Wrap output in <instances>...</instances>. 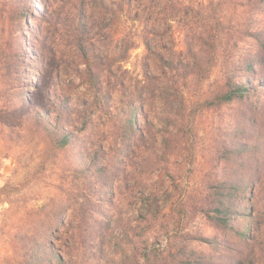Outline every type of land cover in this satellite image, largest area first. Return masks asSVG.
Wrapping results in <instances>:
<instances>
[{
	"label": "rangeland",
	"instance_id": "obj_1",
	"mask_svg": "<svg viewBox=\"0 0 264 264\" xmlns=\"http://www.w3.org/2000/svg\"><path fill=\"white\" fill-rule=\"evenodd\" d=\"M98 1L0 0L6 104L42 102L38 83L89 105L60 150L30 130V119L12 129L16 117L0 109V264H264V65L246 31V9L261 4L176 0L153 10L141 0ZM80 40L92 55L80 54ZM124 40L131 48L118 60ZM190 48L196 66L171 79L160 74L157 54L183 57ZM137 58L139 78L130 74ZM85 60L100 77L95 84L81 72ZM145 69L156 78L146 79ZM232 76L249 92L215 99ZM144 94L155 126L127 153L118 147L127 117L116 106ZM221 191L234 202L227 213L211 206Z\"/></svg>",
	"mask_w": 264,
	"mask_h": 264
},
{
	"label": "trees",
	"instance_id": "obj_2",
	"mask_svg": "<svg viewBox=\"0 0 264 264\" xmlns=\"http://www.w3.org/2000/svg\"><path fill=\"white\" fill-rule=\"evenodd\" d=\"M135 1L136 0H119L118 4L131 6L132 3H135ZM141 1L145 2L149 6V8L155 10L162 5L173 6L172 4L176 0ZM250 1L252 0H242V4H247V2ZM98 2L99 6H105L104 0H99ZM258 4H261V6L252 7V9L250 8L248 10L246 9L248 13L250 12L251 18L250 21L246 23V31L249 32V34L253 36V40H255L254 43L256 47L255 49L253 48L251 50V54L253 55L255 62L264 65V2H262V0H258ZM80 6H83L82 2ZM239 6L241 7V4ZM78 9L81 13V9L83 8L80 7ZM256 14H259L261 17L257 25H255L253 20ZM23 19L24 15H22V17H19L18 20L21 22V20ZM84 26L85 25L82 23L79 26L77 25L76 29L78 30V32L82 33V31H85ZM151 26V29H154V26L158 25L156 22H152ZM128 43L129 40L122 41L121 47L119 48L118 52H116L118 53V60L125 59L128 50L131 48ZM143 43L147 51L154 52L151 46L150 39L145 38ZM76 46L80 54L85 58L87 55H89V53H91V55L93 54V51L89 50L82 40L78 41ZM193 51L194 50H192L191 48L188 49L183 57L175 56L174 53H167L166 55L157 54L156 60L159 61V64L157 62L156 64H158V66L160 67V74L171 79L174 77L176 71H185L192 66H196V62H198L196 61L197 53ZM2 52L3 50H0V53ZM35 54H37L36 58L39 59L38 65L41 71L46 70L47 63L42 61L40 57L38 58L37 51L35 52ZM83 64L85 66L83 72L86 74L87 80L90 84H95L96 81L100 80L99 75L92 70L91 64L88 60H85V62L83 61ZM247 68L248 70L251 69L250 60H247L246 62V69ZM145 73L146 79L152 80L156 78L154 77V74H150V71H145ZM40 77L41 74L37 75L38 79H40ZM233 77L234 76L229 77L226 87L220 90V94H216L214 96L215 99L219 101H231L235 98H242L246 95V93L249 92L250 86L247 82H239L238 80H235V77ZM33 86L37 91H44V94H42V96H40L39 94L40 101L42 102H34V100L30 96H24L21 103L19 102V104L14 103L12 105H7L6 110L8 111L9 109L10 111H12V114L16 117V122H18L15 124H11L10 127L12 129H19L18 131H21V129L23 128L22 125H24V123H26V121L30 119L32 120V122H30L29 124L30 130L34 133H41V135L45 137L53 150H60L70 142V139H72L75 131L80 130L85 124V120L83 121L84 117H81L82 114L88 110L89 105H86L84 102L81 103L78 101H72V99L66 96L61 88L58 87V84H45V86L42 87V84L37 83ZM140 100L142 101L141 104H143V106L129 104L125 109H119V106H116L118 111L117 113L125 115L127 117L125 118L127 119L126 123L122 124V127H120V130L122 132L120 133L118 141V147L122 150L123 148L127 149V153H130L132 151L134 152L137 148H139L141 143L144 141L146 130L155 126L153 123V119L149 117L148 111L145 108L146 106H148L146 95L144 94L143 96H141ZM137 117H141L143 122L141 123L138 120L139 118ZM78 124H80L81 126L78 127ZM130 136L131 141L128 144L127 139H129ZM240 146L243 152L248 149L246 143H241ZM128 157V154H125L123 156L124 159H128ZM100 167L104 169L103 166ZM220 185L222 186V188H226L223 187L222 183ZM251 188L253 192V194L251 195V200H253L257 194V186L253 184L251 185ZM211 206L213 208V211L215 212L227 213L229 208L234 206V202L231 199V194L229 192L221 191L219 195L215 196V198L212 199ZM222 219L225 223L227 222L226 218Z\"/></svg>",
	"mask_w": 264,
	"mask_h": 264
},
{
	"label": "clouds",
	"instance_id": "obj_3",
	"mask_svg": "<svg viewBox=\"0 0 264 264\" xmlns=\"http://www.w3.org/2000/svg\"><path fill=\"white\" fill-rule=\"evenodd\" d=\"M63 31H64V29L61 28V32H63ZM138 60H139V58H137V67H136V71H131L130 74H131L132 76H137V77L139 78V76H138V73H139ZM125 66H127V65H125ZM84 68H85L84 65H81V66H80L81 72L84 71ZM153 70H154V69H153ZM121 71H123V69H121ZM145 71H148V69H145ZM52 75H53V78H55V71L53 72ZM53 82L55 83V79H54ZM141 82L143 83L142 80H141ZM79 83H80V80L77 79V80H76V84H79ZM0 89H7V84L4 83V82H0ZM145 95L147 96V94H145ZM128 102H131L133 105H137V104H140L142 101L139 100L135 95H130V96L127 98V100H126V103H128ZM152 103H153V101H152L150 98H148V99H147V104H148L149 106H151ZM6 107H7V104H6L5 95H0V109L6 108ZM0 116H4L5 118H7V117L5 116V113H3V112H0ZM18 130H19V129H18Z\"/></svg>",
	"mask_w": 264,
	"mask_h": 264
}]
</instances>
